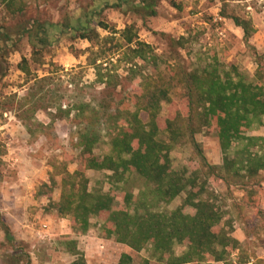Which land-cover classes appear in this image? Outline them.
Masks as SVG:
<instances>
[{"label": "trees", "instance_id": "obj_1", "mask_svg": "<svg viewBox=\"0 0 264 264\" xmlns=\"http://www.w3.org/2000/svg\"><path fill=\"white\" fill-rule=\"evenodd\" d=\"M159 1L127 0V3L145 19L158 14ZM30 2L0 0V5L7 17H20L19 34L26 35L32 60L39 62L51 41L47 21L24 18ZM171 3L176 5L174 1ZM222 15L242 28L245 45L250 46L249 40L255 32L252 21L240 15ZM98 24L109 29L105 23ZM78 30L77 37L91 42L88 64L96 70V81L105 85L106 97L98 106L81 101L75 107L64 108L63 97L49 89L51 74L57 71L49 70L50 75L40 77L32 72L29 60L23 57L19 68L32 84L21 99L19 116L34 134V126L41 130L50 126L36 121L37 110H48L53 122L56 117H68L76 109L80 119L77 144L84 169L109 171L107 178L111 187L107 192L90 190L89 179L82 170L70 172L64 165L56 166L51 182L55 183V174H62V192L60 199L51 200L48 208L57 217H70L71 229L76 234L87 233L92 218L102 216L103 238L114 239L138 252L149 249L150 256L139 264H150L151 258L165 264H187L210 258L227 260L231 250L240 244L232 235V212L241 215L243 206H250L249 202L257 195V186L263 182L264 136L249 135L248 131L264 126V64L259 60L250 75L208 49L200 52L198 63L191 69L173 64L160 71L161 57L150 43L140 39L133 24L122 30L110 28V36L105 37H100L94 27ZM117 34L120 36L117 42L106 47ZM9 40L16 44L10 35L0 31V83L5 76V54L11 50ZM186 41L184 36L175 39L180 46ZM96 44L99 47L93 49ZM112 54L118 55L119 64L113 62ZM139 60L157 69V73H144ZM122 61L129 65L125 76L135 87H131V93L115 99L114 93L122 81L118 71ZM177 86L182 88L180 105L161 121L162 104L172 101ZM142 111L148 113L146 121L141 117ZM103 125L110 139V151L99 157L94 147L101 141ZM206 128L215 130L219 138L223 153L221 166L208 162L196 138ZM186 143L192 147L194 157L188 165L176 168L171 153L176 146ZM255 147L258 149L254 150ZM211 177L218 179L216 185L224 183L241 188L242 198H234L230 208L224 209L217 203L214 192L209 191ZM132 178L141 180L137 193L130 189ZM182 193L185 197L181 204L168 209L167 205ZM37 194H43L41 189ZM258 212L264 217V211ZM0 227L4 241L11 246L13 262L32 264L24 245L2 219ZM58 245L75 256L70 264H88L76 238L64 236ZM176 245H184L185 249L177 253ZM248 258V254L239 251L240 262H247ZM116 264L137 263L130 253L122 252Z\"/></svg>", "mask_w": 264, "mask_h": 264}, {"label": "rangeland", "instance_id": "obj_2", "mask_svg": "<svg viewBox=\"0 0 264 264\" xmlns=\"http://www.w3.org/2000/svg\"><path fill=\"white\" fill-rule=\"evenodd\" d=\"M156 9V16L143 19L142 13L133 10L127 0H31L24 18L47 21L51 41L43 52L41 61L37 62L32 60V48L26 35L19 34L18 25L22 23L20 17H7L0 5V25H3L0 31L16 41V44L8 41L11 50L5 54V76L0 83V219L9 227L32 222L35 230L41 226L40 221L46 219L50 221L49 229L51 226L59 227L63 233L60 237L87 234L104 239L110 254L100 251L101 253L89 255L91 264H116L122 252L130 253L139 264L143 258L150 256V252L147 248L138 252L114 239L103 238L102 216L92 218V226L87 233L67 234L71 230L70 217H57L48 208L50 201L57 202L62 192V174H55V183L51 182V174L57 170L56 166L62 168L64 165L70 172L82 170L89 179V189H101L104 192L111 187L107 178L109 171L84 169L81 148L77 144L80 119L76 109H72L68 117H56L53 122L48 110H37L36 121L50 126L44 130L34 126V134L29 132L26 122L19 116V105L32 81L27 82L28 76L19 68V63L26 57L32 72L40 77L50 75L49 70H56L51 74L53 78L49 89H53L55 95L63 97L64 108L75 107L81 101L98 106L106 97L105 85L96 81V70L88 64L91 42L77 37L80 27H94L100 37H105L110 36V28L122 30L126 25L133 24L140 39L150 43L161 57L160 71L173 64L191 69L198 63L200 52L208 49L215 50L227 64H237L250 75L255 72L259 60L264 64V0H160ZM222 13L240 15L252 21L255 32L249 40L250 46L245 45L242 28L237 27L230 17H225ZM99 22L108 25L109 29L99 26ZM181 36L187 38L182 46L175 42ZM113 37V42H108L106 47H112L120 38L119 34ZM98 47L96 44L93 49ZM111 56L113 62L119 64L118 55ZM138 63L144 73H157V69L151 65L140 60ZM128 67L124 61L118 67L122 81L114 93L115 99L131 93L135 87L134 82L125 76ZM181 92L180 86L175 87L172 101L162 104L161 121L178 109ZM114 103L111 102L113 108ZM141 117L146 121L148 113L142 111ZM102 128L101 141L94 147V153L99 157L110 151L109 136L104 125ZM248 134L264 136V126L249 130ZM196 138L202 144L208 162L221 166L223 153L216 131L206 128ZM256 149L258 147L254 148ZM193 154L192 147L187 143L176 146L171 153L174 167L188 165ZM261 176L263 182L257 186V195L249 202L250 206H243L241 215L236 211L232 212V235L240 242L238 248L231 250L227 260L216 261L210 258L187 264H264V217L258 212L264 211V171ZM217 182L218 179L211 177L209 191L214 192L217 203L224 209L230 208L234 198H242L243 190L238 186L228 187L224 183L216 185ZM44 183L48 187H43ZM140 184V179L132 178L130 189L137 193ZM40 189L43 194L38 195ZM184 197L185 193L180 194L167 208H176ZM47 233L45 231L40 239L33 236L29 242L27 239L22 241L20 236L15 237L22 242L29 254L34 251L37 256L41 255L42 262L68 264L72 255L59 250L61 246L53 237L49 239ZM184 249V245L175 247L177 253ZM239 251L249 255L247 262H240ZM11 253V246L3 240L1 256L6 264H15ZM150 264L165 263L151 258Z\"/></svg>", "mask_w": 264, "mask_h": 264}, {"label": "crops", "instance_id": "obj_3", "mask_svg": "<svg viewBox=\"0 0 264 264\" xmlns=\"http://www.w3.org/2000/svg\"><path fill=\"white\" fill-rule=\"evenodd\" d=\"M49 223H50V221H47L46 219H44V220L40 221L41 226L37 230H35L33 223L27 221V222H25L24 225L23 224L22 225L21 224L20 225L19 224L12 225V226H10V229H11L12 233H15L14 236H20V239H22V241L27 239L28 242L32 240L30 238H32L33 236H38L37 239L43 238L45 231H47L48 232L47 234H49L48 235L49 239H51L53 237V239L56 240L58 243V241L63 238V237H60L61 234H63V233L57 225H56V227L51 226L49 229ZM68 233L69 234L73 233L72 229L69 232H67V234ZM46 236L47 235H45V237ZM73 238H76L78 240V248L84 252L88 264H91L89 259H88L89 255L92 256L94 253H97L100 251L104 252L105 254H107V253L110 254V251L107 248V243L104 241V239L89 236L87 234L75 236ZM3 240H4V235L2 234V231L0 229V264H6L3 256H1V244H2ZM59 250H61L63 253H68V252L64 251L62 247H60ZM70 255H72V254H70ZM30 256L32 259V264H48L46 261L42 262V260L40 259L41 255H40V257L37 256V254H35L34 251L30 252ZM74 258H75V256L72 255V259L69 261L68 264H70L74 260ZM56 264H61V263L57 262Z\"/></svg>", "mask_w": 264, "mask_h": 264}]
</instances>
